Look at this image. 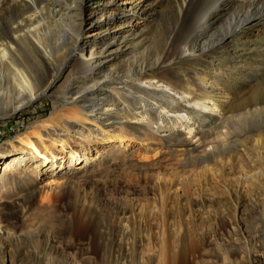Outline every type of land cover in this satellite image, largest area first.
I'll return each instance as SVG.
<instances>
[{
  "label": "rangeland",
  "instance_id": "374dc122",
  "mask_svg": "<svg viewBox=\"0 0 264 264\" xmlns=\"http://www.w3.org/2000/svg\"><path fill=\"white\" fill-rule=\"evenodd\" d=\"M106 1L90 0L93 26L79 52L104 35ZM142 1L146 20L112 42L117 52L94 79L113 69L125 75L130 62L159 67L181 48L172 72L226 99L224 110L191 111L195 136L185 134L135 87L112 84L98 99L73 100L92 84L78 59L11 56L17 66L0 68V130L19 118L29 125L0 139V168L21 156L0 169V264H264V21L222 43L237 8L223 4L205 22L212 0ZM16 68L35 77L42 95L14 115L18 93L8 81ZM27 138L50 159L62 156L60 167L33 157L18 142ZM71 149L78 164L69 165Z\"/></svg>",
  "mask_w": 264,
  "mask_h": 264
},
{
  "label": "bare ground",
  "instance_id": "6f19581e",
  "mask_svg": "<svg viewBox=\"0 0 264 264\" xmlns=\"http://www.w3.org/2000/svg\"><path fill=\"white\" fill-rule=\"evenodd\" d=\"M4 1L0 0V8ZM212 1L215 3V7L214 10H210L204 17L205 22L209 21L211 19L210 16L214 13L213 11H216L223 4L230 6L231 9H238L236 14L237 20L229 22L220 37L222 43L238 36V28L241 29L247 25L253 26V24L264 21V0H260V2L258 0ZM89 2L90 0H13L7 10L0 15V68L6 66L8 63L17 66V63L15 64L12 61L11 56H54L55 54H60L66 56V61L78 59V71L90 78L87 84H92L88 85L83 91L74 93L76 96L73 100L76 98L98 99L99 96L103 95L104 89L108 85L110 88L112 84L135 87L137 90H141L143 93L152 96H144L142 99H152L156 105H154L153 109H156L159 115L170 118L175 126L184 128L185 134L189 135H193L195 132V122L192 119L191 111L195 112L198 116H204L205 113L210 111L220 113L224 110L226 99L217 98L215 93L208 91L206 85L194 84L189 82L184 75L172 72L170 68L175 64L176 59L180 61L185 55L182 53L181 48L178 58L172 61L165 58L161 62L163 64L159 67L130 62L127 65L125 75L118 76L116 75L118 70L113 69L110 73L104 75L101 80H95L93 75L95 76L97 72L98 74L102 72L104 62L109 61L111 56H114L115 52H117L113 48L114 44L112 42L124 38L127 32L134 30L136 26L144 22L147 18V11L142 4V0H107L103 4L102 17L100 18L106 26V31L104 35H101L100 32L93 35L94 39L91 41L92 47L89 49L88 54H84L79 52L84 42L83 33L87 28L93 26L91 18L92 14L95 13V11L90 12ZM230 14L226 13L224 17L220 16L222 18L221 21L228 19ZM10 16L15 18L12 23L7 21ZM69 31H72L73 34L69 33ZM70 35L71 37H69ZM96 47L101 48L100 51H96ZM98 57L104 60L95 63ZM161 70L165 71L163 73L165 81L157 80L156 78V74L162 72ZM10 75H12L10 81H8L11 88L10 91L18 93L15 96V99H17L16 104L11 108L12 113H15L27 104L39 99L42 93L38 92L39 85H37L35 77L27 69L16 68ZM167 75L170 77H167ZM53 76L55 78L57 74ZM108 80L110 82L108 84L101 83ZM5 82L2 75L1 86ZM112 90L115 89L112 88ZM184 102L187 108L182 113L178 111V108ZM104 111L108 113L110 109L107 108ZM18 142L22 147L29 149L33 157L41 160L44 165L49 164L51 161L55 167H60L58 163L59 160L63 159L62 156L55 155L50 159L47 149L40 147L31 138L20 139ZM67 152L69 154V165L78 164L77 160H79L80 153L76 149H71ZM85 158L89 160V154L85 153ZM20 159V155H15L8 162L4 161L1 168L8 171ZM54 181L53 177H49L47 185L50 186Z\"/></svg>",
  "mask_w": 264,
  "mask_h": 264
},
{
  "label": "built area",
  "instance_id": "2783aa9c",
  "mask_svg": "<svg viewBox=\"0 0 264 264\" xmlns=\"http://www.w3.org/2000/svg\"><path fill=\"white\" fill-rule=\"evenodd\" d=\"M28 125L29 123H23L22 118H19L17 123L4 126L3 129L0 130V139H7L9 136H14L19 132L25 130Z\"/></svg>",
  "mask_w": 264,
  "mask_h": 264
},
{
  "label": "water",
  "instance_id": "95a60500",
  "mask_svg": "<svg viewBox=\"0 0 264 264\" xmlns=\"http://www.w3.org/2000/svg\"><path fill=\"white\" fill-rule=\"evenodd\" d=\"M31 106V105H30ZM30 106L28 107V108H30ZM27 108V109H28ZM18 113H20V112H17L16 114H14V115H17ZM14 115H12V116H10V117H8V118H5V119H3V120H9V119H11V117H13Z\"/></svg>",
  "mask_w": 264,
  "mask_h": 264
}]
</instances>
